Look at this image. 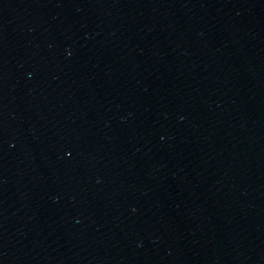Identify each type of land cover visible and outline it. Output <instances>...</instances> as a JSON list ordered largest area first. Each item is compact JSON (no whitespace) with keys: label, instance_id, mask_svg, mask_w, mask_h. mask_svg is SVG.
<instances>
[{"label":"water","instance_id":"1","mask_svg":"<svg viewBox=\"0 0 264 264\" xmlns=\"http://www.w3.org/2000/svg\"><path fill=\"white\" fill-rule=\"evenodd\" d=\"M0 264H264V0H0Z\"/></svg>","mask_w":264,"mask_h":264}]
</instances>
